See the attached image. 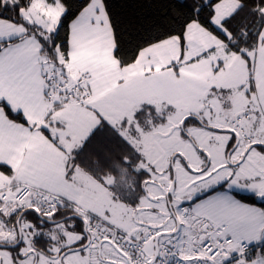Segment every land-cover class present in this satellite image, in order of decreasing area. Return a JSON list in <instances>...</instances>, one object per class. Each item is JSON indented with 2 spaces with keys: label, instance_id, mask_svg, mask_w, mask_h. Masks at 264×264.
I'll return each instance as SVG.
<instances>
[{
  "label": "snow or ice",
  "instance_id": "snow-or-ice-1",
  "mask_svg": "<svg viewBox=\"0 0 264 264\" xmlns=\"http://www.w3.org/2000/svg\"><path fill=\"white\" fill-rule=\"evenodd\" d=\"M0 264H264V0H0Z\"/></svg>",
  "mask_w": 264,
  "mask_h": 264
}]
</instances>
